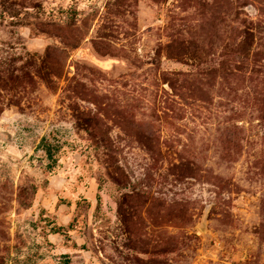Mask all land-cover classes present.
<instances>
[{
  "label": "rangeland",
  "instance_id": "374dc122",
  "mask_svg": "<svg viewBox=\"0 0 264 264\" xmlns=\"http://www.w3.org/2000/svg\"><path fill=\"white\" fill-rule=\"evenodd\" d=\"M0 264H264V0H0Z\"/></svg>",
  "mask_w": 264,
  "mask_h": 264
}]
</instances>
